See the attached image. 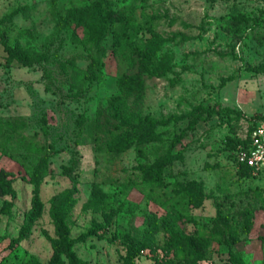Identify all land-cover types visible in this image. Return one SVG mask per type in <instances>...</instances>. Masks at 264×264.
Wrapping results in <instances>:
<instances>
[{
    "label": "rangeland",
    "instance_id": "374dc122",
    "mask_svg": "<svg viewBox=\"0 0 264 264\" xmlns=\"http://www.w3.org/2000/svg\"><path fill=\"white\" fill-rule=\"evenodd\" d=\"M93 1L0 0V172L16 191L0 196V264H67L55 253L56 203L71 205L72 238L96 230L74 246L88 264H122L126 235L147 246L137 264H231L230 249L264 264V175L238 172L231 148L264 123V0H108L121 45L112 31L96 40L65 27L67 9ZM16 42L26 63L6 50ZM124 74L145 81L141 115L169 124L133 131L137 145L114 154L93 127ZM155 164L162 186L143 181ZM35 196L31 234L14 243ZM179 236L202 259L168 250Z\"/></svg>",
    "mask_w": 264,
    "mask_h": 264
},
{
    "label": "trees",
    "instance_id": "16d2710c",
    "mask_svg": "<svg viewBox=\"0 0 264 264\" xmlns=\"http://www.w3.org/2000/svg\"><path fill=\"white\" fill-rule=\"evenodd\" d=\"M54 1V0H53ZM117 20V15L111 8L110 1L108 0H95L87 6L81 8H71L67 9L64 13V24L66 28L75 24L76 28H80L86 34V37H95L96 40L103 38L111 31L113 32L114 39L117 44L122 43L124 40L123 34L115 29V22ZM11 21V20H10ZM128 44L129 42L126 41ZM6 50L9 53L11 59H19L26 63L27 56L23 52L22 47L19 42H16V47L11 48L6 46ZM25 55H24V54ZM136 64L134 58L131 59L132 67ZM142 69L148 74H154L152 69L148 64L141 65ZM82 72L78 77L80 78H91L92 74L88 72ZM82 75V76H81ZM77 77V78H78ZM75 78L73 82V88H76L80 80ZM144 86L145 81L140 75L134 74H124L120 76L117 80V87L119 90V95L114 96L109 101L108 110L102 114L101 119H97L93 129L101 135V143L108 152L114 154H121L129 149L135 147L138 143L140 135L134 133L133 131L147 130L146 135L151 134L161 126L169 124L168 122L160 121L151 116L143 117L140 113L139 106L144 97ZM203 118H198V120L192 121L190 124L191 128H194L197 121ZM121 122V125H117ZM253 125L246 138L249 134L257 127ZM245 144V139L237 144L231 146L234 155L238 148V145ZM234 165L238 172L243 174V176L249 179L261 178L264 175V170L259 173L258 176H253L252 171L245 165L239 167L236 166V159L234 156ZM141 173L143 176V181L151 186H162L163 184V165L155 164L152 166L142 167ZM12 174L6 171L0 172V196H9L15 198L16 191L13 187L14 178ZM38 185V184H37ZM194 197H198V202L201 200L200 195L194 194ZM197 202V200H195ZM8 206L11 203L6 202ZM71 206V205H70ZM70 206L68 204L56 203L51 208V217L54 223L56 233L59 237V245L55 246V253L58 257L64 256L67 264H88L87 261L79 258L74 251V246L78 242H84L89 236L96 233V230L89 231L82 234L77 238H72L70 236V228L67 222V216L70 212ZM37 213V197L33 202V207L29 214L24 220V224L20 229L19 236L14 240V243H20L27 239L31 234L32 226L35 222V217ZM252 214H247L245 216V222L243 223L242 229L245 232H249L252 227ZM124 243L126 245V252L123 257L122 264H137V260L140 258L142 251L145 252L147 246L139 239L126 235L124 237ZM168 250H177L187 253V259L191 256V250L194 254L202 259V253L200 249L189 245L186 237L179 236L169 240L167 242ZM229 261L231 264H246L244 259L239 253L229 250ZM191 263V262H190ZM22 264H41L38 259L31 256L29 260L24 261Z\"/></svg>",
    "mask_w": 264,
    "mask_h": 264
},
{
    "label": "built area",
    "instance_id": "2783aa9c",
    "mask_svg": "<svg viewBox=\"0 0 264 264\" xmlns=\"http://www.w3.org/2000/svg\"><path fill=\"white\" fill-rule=\"evenodd\" d=\"M235 159L237 167L247 166L251 169L253 176H258L264 170V123H258L245 138V144L238 146Z\"/></svg>",
    "mask_w": 264,
    "mask_h": 264
}]
</instances>
